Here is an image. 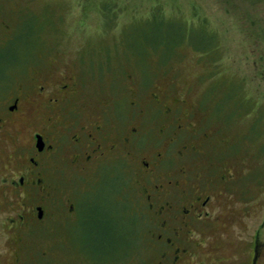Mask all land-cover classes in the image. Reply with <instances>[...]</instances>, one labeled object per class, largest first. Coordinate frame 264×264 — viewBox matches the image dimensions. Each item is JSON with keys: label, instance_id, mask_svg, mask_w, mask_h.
Returning a JSON list of instances; mask_svg holds the SVG:
<instances>
[{"label": "rangeland", "instance_id": "rangeland-1", "mask_svg": "<svg viewBox=\"0 0 264 264\" xmlns=\"http://www.w3.org/2000/svg\"><path fill=\"white\" fill-rule=\"evenodd\" d=\"M153 12L180 37L151 38ZM65 76L83 123H101L109 142L136 126L138 146L83 173L56 162L48 199L9 206L0 188V264H170L137 161L158 152L161 178L223 193L227 211L182 264H251L256 241L264 264V0H0V104ZM67 194L90 204L77 220L60 209ZM37 203L43 220L30 215ZM17 213L25 221L9 225Z\"/></svg>", "mask_w": 264, "mask_h": 264}, {"label": "flooded vegetation", "instance_id": "flooded-vegetation-1", "mask_svg": "<svg viewBox=\"0 0 264 264\" xmlns=\"http://www.w3.org/2000/svg\"><path fill=\"white\" fill-rule=\"evenodd\" d=\"M73 84L71 77H61L54 83L39 85L33 100L21 92L0 104V188L5 189L1 195L5 205L12 206L17 201L24 204V199L30 197L31 200L36 193L42 199L51 198V176L58 161L67 162L77 174L89 171L88 167L94 164L99 166L105 154L120 151L134 154L140 138L138 127L127 126L118 142H109L101 123H83L81 112L69 106ZM161 155V152L156 153L153 163L146 161V157H137L138 164L144 165L142 175L147 178L142 194L155 222L154 239L163 245L161 255L169 258L170 264H182L194 254L197 245L201 246L200 241L195 244L193 237H203V231L210 225H213L210 233H214L219 222L227 223V211L221 212L223 193L200 192L195 188L188 193L185 188L181 189L178 179L161 178V172H157ZM101 186L107 188L108 184ZM74 198L77 197L65 195L60 209L77 220L80 213L89 210L90 204L83 202L84 198L81 202ZM30 207V215L43 220L44 205L37 203ZM26 217L17 213L6 221L9 225L22 224ZM196 224L201 226V232ZM206 245L205 251H214L211 241ZM259 252L256 241L251 264L257 263Z\"/></svg>", "mask_w": 264, "mask_h": 264}, {"label": "trees", "instance_id": "trees-1", "mask_svg": "<svg viewBox=\"0 0 264 264\" xmlns=\"http://www.w3.org/2000/svg\"><path fill=\"white\" fill-rule=\"evenodd\" d=\"M162 13V12H161ZM155 13L153 12V14L151 15V17L149 18L151 20V23L149 24V27H150V33L152 34L151 35V38L152 36H154V30L157 31V30H160L161 28H165V30L168 28L170 29H176V34L178 37H180V34L181 32L179 31L180 29L179 28H176L173 24L172 25H169V20L167 21L166 20V17L163 16V13ZM155 39H158V37H155Z\"/></svg>", "mask_w": 264, "mask_h": 264}, {"label": "water", "instance_id": "water-1", "mask_svg": "<svg viewBox=\"0 0 264 264\" xmlns=\"http://www.w3.org/2000/svg\"><path fill=\"white\" fill-rule=\"evenodd\" d=\"M40 210V209H39Z\"/></svg>", "mask_w": 264, "mask_h": 264}]
</instances>
